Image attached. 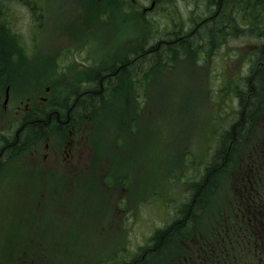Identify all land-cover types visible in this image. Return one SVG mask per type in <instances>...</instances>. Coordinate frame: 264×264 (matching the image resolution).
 I'll list each match as a JSON object with an SVG mask.
<instances>
[{"label": "rangeland", "instance_id": "374dc122", "mask_svg": "<svg viewBox=\"0 0 264 264\" xmlns=\"http://www.w3.org/2000/svg\"><path fill=\"white\" fill-rule=\"evenodd\" d=\"M70 1H65L52 30L42 33L40 39L27 26L23 28L20 36L36 42L38 50L29 56L27 50L17 48L14 56L19 71L5 79L0 77V135L12 123V114L4 106L8 83L12 103L19 104L32 96L36 107L42 103V96L48 97V102L60 90L77 86L81 75L96 74L98 64L81 70L91 64L63 60L66 49L78 46L81 27H89L92 21L96 34H90L86 41L99 43L104 47L101 53L114 56L126 52L128 37L135 38L129 34L128 21L123 24L110 15L108 8L96 9L104 0H83L87 8L76 11ZM62 2L58 0L54 10ZM54 13L57 11H46L45 22L50 24ZM227 56L222 63L179 62L178 71L155 73L150 82L151 93L143 103L135 94L128 99L130 90L115 94L113 100L118 103L130 104L133 98L136 120L131 130L136 127L137 131L122 135L120 132L112 138L120 122L115 113L103 117V129L107 131L98 148L90 150L88 146L83 150L85 141L78 135L77 143L82 142L73 162L84 166L85 176L71 173L74 179L55 185L39 180L38 175L26 174L23 168H35L33 151L43 156L50 155L52 149L46 148L45 142L38 146L32 138L25 140L26 149L9 159L11 164L20 166L0 171V264H122L121 253L138 251L145 245L156 228L164 224L169 210L192 195L195 173L187 167L185 158L194 151L202 152L216 120L229 116H214L218 103L209 100L210 89L200 88L208 81L218 87L220 71L237 63L234 55ZM141 99H145V94ZM218 99L225 100L215 97ZM258 106L251 128L236 142L227 143L232 161L227 168L231 169L224 171L228 162L225 160L217 171L219 177H213L215 185L205 191L202 210L194 222L185 233L171 234L149 258L136 257L133 264H188L190 253L198 249L205 252L201 243L211 236L217 238L220 228L227 227L236 234L210 251L212 264H246L253 257L257 248L250 238L257 231L255 218L223 217L236 215L234 202L241 205L239 184L246 188L264 185V97ZM49 142L53 145V141ZM116 144L118 150H113ZM61 162L62 159H52L56 167H62ZM254 175L261 179L254 180ZM225 209L227 213L223 212ZM194 259V264L200 261Z\"/></svg>", "mask_w": 264, "mask_h": 264}, {"label": "bare ground", "instance_id": "6f19581e", "mask_svg": "<svg viewBox=\"0 0 264 264\" xmlns=\"http://www.w3.org/2000/svg\"><path fill=\"white\" fill-rule=\"evenodd\" d=\"M57 4L58 0H0V77L5 79L19 71V62L14 56L17 48H24L29 56L36 54L37 43L20 34L25 26L37 38L48 32L50 24L45 22V13L55 11ZM105 8L123 24L128 21L129 34L135 38L128 37L126 52L119 56L106 52L96 55L100 65L96 74L81 75L77 86L60 90L52 100L35 107V97L28 96L19 104L14 103V110L28 102L34 107L22 115L37 121L29 128L27 139L39 142L53 132L67 131L89 115L105 116L115 106V94L126 90L143 94L150 88L155 73L178 71L179 62L222 63L232 54L237 63L220 71L216 85L220 87L211 88L214 87L211 81L200 87L210 89L213 98L225 99L218 103L214 116L232 118L216 120L205 149L189 153L185 158L189 168H220L226 157L223 160L217 152L219 146L228 139L245 135L264 97V0H104L96 7ZM87 38L81 35L90 50L104 49L95 41H86ZM23 124L21 115L15 114L13 127L16 131L20 129L21 134L27 128ZM10 146L9 140L0 145V171L12 167L3 156L4 147ZM231 164L232 161L225 167ZM173 207L159 228L171 225L177 218L176 206ZM193 222L194 219L184 226H176L177 232L185 233ZM153 235L138 251L125 253V264H133L136 257L149 258L165 245L157 243L156 246Z\"/></svg>", "mask_w": 264, "mask_h": 264}, {"label": "trees", "instance_id": "16d2710c", "mask_svg": "<svg viewBox=\"0 0 264 264\" xmlns=\"http://www.w3.org/2000/svg\"><path fill=\"white\" fill-rule=\"evenodd\" d=\"M222 71V70H221ZM236 79L232 78L230 81ZM229 81V82H230ZM218 86L217 88H219ZM210 101L214 103H220L221 100H215V97L209 98ZM29 118V117H28ZM28 118L23 119L24 123L26 124L27 128L22 132L20 129L18 131L14 132H8L5 135L0 136V139L6 138L5 140H0V145H3V142H6L7 140L10 141L11 146L10 147H4V159L7 162L10 157L14 156L17 154L25 145V140H27V135L29 133V128L34 126L35 121L29 120ZM30 121V122H29ZM37 123V121H36ZM35 123V124H36ZM23 124V125H25ZM236 142L238 139H228L224 144H221L219 146L217 152L221 153V156L223 157V160L225 159L224 156L226 157V160L228 162L231 161L230 158V153L228 154V145L227 143L232 141ZM15 144V145H14ZM222 160V159H221ZM226 162L224 166L228 163ZM223 166V165H222ZM221 166V167H222ZM220 167V168H221ZM220 168H213V169H207L206 170H199V169H193L194 170V178H195V183H193V192L190 198L188 200L178 203L176 205V214L177 218L171 223V225H166L162 228H159L153 235V241L155 242V245L157 246V243H164L165 240L171 236V234L174 232V229L171 230L172 227L174 226H184L186 225L189 221H192L196 215H198L199 212L202 210V205H203V198L205 195V191L209 188L212 187V185H215L212 180L215 175H217V171ZM227 167L224 168V170ZM178 230V229H177ZM176 230V231H177Z\"/></svg>", "mask_w": 264, "mask_h": 264}, {"label": "flooded vegetation", "instance_id": "af4514ba", "mask_svg": "<svg viewBox=\"0 0 264 264\" xmlns=\"http://www.w3.org/2000/svg\"><path fill=\"white\" fill-rule=\"evenodd\" d=\"M77 8H82V7H84V8H86L87 7V5L83 2V0H78V2H77V6H76ZM7 103H5L4 104V106H5V108H7ZM30 108H34L33 106H32V104L30 103V102H28V103H26L25 104V106L21 109L20 108V105L17 107V109H16V114H19V115H23V114H25L26 112H28L29 110H30ZM22 120L20 119V122H21ZM30 122V121H29ZM76 144V142L74 141V140H69L68 142H64V141H62L56 148H54V152H55V154H56V156H57V159H56V161H58V158L59 157H61L60 156V151H59V149H61V148H65L66 149V151H67V158H68V160L70 161V160H72L73 159V157L75 156V152H73L72 151V149H73V146ZM46 147H48V144L46 145ZM66 158V156L65 157H63V159H65ZM48 159V154H45V160H47ZM50 162H51V159H50ZM38 170L39 171H41V172H43V173H47V172H50V171H52V172H54V173H56L58 170H59V168L58 167H56V166H50V167H42V168H38ZM262 210H261V218H263V214H262ZM174 228H176V226H174V227H172L171 228V230L172 229H174ZM176 232V229L174 230V232L173 233H175ZM172 233V234H173Z\"/></svg>", "mask_w": 264, "mask_h": 264}]
</instances>
